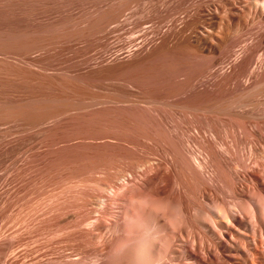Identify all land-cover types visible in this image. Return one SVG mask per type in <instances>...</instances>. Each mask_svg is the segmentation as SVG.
<instances>
[{
	"label": "bare ground",
	"instance_id": "6f19581e",
	"mask_svg": "<svg viewBox=\"0 0 264 264\" xmlns=\"http://www.w3.org/2000/svg\"><path fill=\"white\" fill-rule=\"evenodd\" d=\"M34 17L46 21L35 26ZM87 44L98 59L85 70L71 65L63 79L30 57ZM27 85L37 96L25 97ZM3 87L13 91L0 92V129L40 128L99 106L140 109L158 124L167 114L176 137L161 127L143 134L150 149L137 155L144 149L115 134L101 142L119 152L76 156L32 199L51 205L39 210L43 222L29 221L32 239L8 242L1 226L0 264L107 256L127 231L130 196L149 190L174 202L197 197L183 209L187 227L171 236L172 264H264V0H0ZM141 124L132 119L127 130L141 132Z\"/></svg>",
	"mask_w": 264,
	"mask_h": 264
},
{
	"label": "rangeland",
	"instance_id": "374dc122",
	"mask_svg": "<svg viewBox=\"0 0 264 264\" xmlns=\"http://www.w3.org/2000/svg\"><path fill=\"white\" fill-rule=\"evenodd\" d=\"M34 18H32L31 20H33V22H35V23H33L32 21L31 22L33 23V25L35 24V26L40 25V23H42V24L45 23V22H43L44 20L46 21V19H42L41 17H38L39 19L35 18V21H34ZM43 18H45V17H43ZM23 21L24 20H22V22ZM26 23L30 24L28 19L25 20V23H22V24H26ZM36 23H38V24H36ZM42 24L40 26H42ZM87 46H88V44H87ZM82 47H84L85 50ZM89 47H92V45L88 46V48ZM65 48H66V46H65ZM79 48L77 49V47H76L73 49H69L68 51H67L68 48L65 49V51L64 50L59 51L61 49L60 48V49H57L55 51L52 50V51H49L46 53L45 52H43V53L38 52V53H34V54L30 55V57L36 58V59L40 60V62L42 64H45L47 69H49L47 72L48 76H51L54 78L56 77L57 79H63V77L65 78V75H66L65 70H68V69L74 70L72 68L73 65L80 66V68L85 70V68H87L85 66H88L89 64L90 65L93 64L94 61H96L98 59L97 57H99L98 52L96 50H94V48L87 49L85 46H82V45H80ZM38 54H40V55H38ZM109 56H110V54H108L107 57H109ZM20 69L24 70L25 68L23 66H21ZM59 73L62 74V76ZM31 88L32 87L30 85H27V86L20 87V90H22L25 93V97L32 98V97L37 96V93L35 91H34L35 93H33V90ZM3 91L11 92L13 90L11 89V87L0 88V92H3ZM98 108H99V106L93 107V109L90 108L88 110H84L87 112H84V111L76 112V113H73L74 116H71L72 115L71 114L70 115L71 117L69 115L64 116V118H62L61 121H59V122L57 121L56 123L48 122V123L44 124V125H46V127L44 125L40 126V128H42V129H40L39 127H35V128H30V129L25 130L21 127H18V126L16 127V125H11L10 130H8L6 128L0 129L1 130L0 131V214H1L0 215V222H1L0 223V229H1V226L3 225L1 230L6 232L5 234L7 235V241L8 242H11L12 240H13L12 242H16L17 240L15 241V239H32L33 238V236L31 235L32 229H34V227H36L38 225L37 223L40 224L41 222H43L46 219L45 216H43V213H44L43 211H46L45 209L47 207L49 208V206H51V205H49L50 203L49 202L47 203L46 200L45 201H46L47 206H45L44 200H43V202H40L41 204L43 203V205L39 209V207H37V205L41 206V204L39 205V203H37V204L35 203V201L39 197L38 195L39 194L41 195V193L42 194L45 193L44 191H46V192L48 191L49 188H47V180L49 178H52L53 176H55L57 171H63L65 168V165L67 163L69 164V162L74 160V158H77L76 156L79 157L82 155H93V153L97 154V155L98 154H105V153L110 154V153H113L114 151L119 152L120 149L115 148L110 144H109V146H108V144L103 145V142H105L106 140H107V142L108 141L110 142L111 140L113 141V139L115 137L117 138V139L115 138V140L118 141L120 136H121L120 138H122L123 141L126 139L125 141H128L130 143L133 142V144H136L137 146H139V148L141 147L140 150L144 149L143 152L139 151V149L135 150L137 155L138 154L143 155L145 151H149V149H150V147L147 146L149 144L146 142V140H143L144 139L142 137L143 134H144V136L145 135L149 136V135H154V134L158 135L159 129H160L159 127H161V129H162L160 131V134L162 133V134H164V136L170 135L171 137H174V138L176 137V134L170 125V121H169L170 117H168L167 114H164V113L161 114L160 113V117H159L160 119L158 118L160 120V124H158L157 119L154 120L155 119L154 117H151L147 112L142 111L140 109L138 111V109H135V108L116 109V110H112L109 107H104V108L100 107L99 109ZM142 115L144 117V120H143ZM146 115H147V117H149L148 120H150V121L152 120L151 122L146 120L147 119L145 117ZM132 119L139 120L142 123L141 124V130H140L141 132L136 133L137 131L135 132V130L134 131H128L127 130V125L129 124V122ZM161 119H162V121L163 120L164 121L161 122ZM143 121L146 123H144ZM49 123H51V124H49ZM152 123L155 124V126H153L155 128L154 130L151 129ZM60 124H61V126H60ZM48 125H49V127H48ZM56 125H57V128H56ZM146 126L149 130L146 129ZM166 126H167V128H166ZM58 127H59V129H58ZM123 129H125V130L121 131ZM35 130H37V131H35ZM110 130H112V131H110ZM118 130L121 131L120 135H119ZM156 130H157V132H155ZM28 131L29 132L32 131V132L29 133ZM105 131L108 134H105ZM115 131L118 133V135ZM57 132H59V133L56 134ZM151 132H153V133H151ZM169 132H170V134H169ZM27 133H29V134H27ZM24 134H27V135H24ZM101 134H102V136H101ZM104 134H105L106 138H108V139H106L105 137H104L105 139L102 138L104 136ZM124 134H126V135L124 136ZM40 136H42V137L40 138ZM113 136H114V138H112ZM99 137L101 138V140H99L100 142L98 141ZM109 138H112V139L109 140ZM93 139H96V140L91 141ZM122 139H119V140L122 141ZM80 140H82V141H80ZM101 141H103V142H101ZM177 141H178V139H177ZM100 146H101V148H100ZM97 150H99V151H97ZM137 151H139V152H137ZM20 156H22V157H20ZM24 158H25V160H23ZM60 162H61V164H60ZM21 163H22V165H21ZM12 167H13V169H11ZM7 170H8V172H6ZM25 184L26 185L28 184V185L26 186ZM195 188H196V184L192 185V187H190L191 190L197 191L198 187L196 188V190H195ZM18 191H20V192H18ZM27 191H29V192H27ZM193 195L194 196L196 195L195 192L193 193ZM25 196H27V197H25ZM186 196L187 195H183L182 197L180 196L183 199H180V202H178V203H181V201L185 200L184 202H188V204H186V203L184 204V202H183V203H181V205L184 207L183 209L189 210L190 207L192 208V206L197 205V204H195L197 197L195 196L194 199H196V200H193V198H190L191 196H187V197ZM42 197H43V199H45V195L44 196L42 195L40 198H42ZM32 199L35 201H33ZM17 201L19 203H17ZM190 201H192L193 203H190ZM36 202H39V198H38V201H36ZM34 203H35V205H34ZM30 204H32V205H30ZM19 205H20V207H19ZM29 205L31 206V208H33V207L38 208L37 209L38 213H36V216H34V211L31 212L30 214L28 213L31 211V208ZM188 205H189V207H188ZM17 206L19 208H17ZM43 206H45V209ZM24 207L29 208V210H27V208L24 209ZM194 207H196V206H194ZM3 208H4V210H3ZM20 210H22V211L26 210L27 212L24 211V213H26L27 215L29 214L31 217H33V216L34 217L31 218V217H29V215L26 216V214H25V216L27 218H24L25 217L24 213ZM39 210H43V211H39ZM11 211L12 212L14 211V212L12 214H10ZM32 213H33V216H32ZM8 215H11L8 218L10 220H8L6 218V217H8ZM37 215H39V216L37 217ZM13 216H15V217H13ZM19 216L21 219L18 218ZM14 218L15 219L17 218L16 219L17 222H15ZM35 218H37V219L34 220ZM26 219H29V220L27 221ZM30 220L32 222L36 221L34 223H36L37 225L35 226L34 223L31 224ZM39 220L41 222H38ZM19 221H20V223L22 222L21 226L18 223ZM24 221H27L28 223L25 222V223H27V224H25ZM4 222H6V223H4ZM5 224H7V226ZM10 225L11 226L14 225L15 227L14 226L13 227L16 228L15 229L16 231L13 230L14 228H10L11 227ZM28 225H30V227H28ZM22 226H24V228ZM25 226H27V227H25ZM3 227H5V229ZM17 228H19V229H17ZM20 228H21V230H20ZM17 230L18 231L20 230L19 233ZM27 232H29V233H27ZM9 234H10V236H9ZM29 235H30V238H29ZM19 237H21V238H19ZM26 237H28V238H26ZM40 238L43 240V237H40ZM36 239H38V237L35 238V240ZM41 239L39 241H41ZM36 241H38V240H36ZM193 264H197V262H194ZM215 264H223V261L221 259L218 260V258H216Z\"/></svg>",
	"mask_w": 264,
	"mask_h": 264
},
{
	"label": "clouds",
	"instance_id": "9594fccd",
	"mask_svg": "<svg viewBox=\"0 0 264 264\" xmlns=\"http://www.w3.org/2000/svg\"><path fill=\"white\" fill-rule=\"evenodd\" d=\"M124 222L125 236L107 256L93 253L84 264H172L171 236L187 227L180 203L143 191L130 196Z\"/></svg>",
	"mask_w": 264,
	"mask_h": 264
}]
</instances>
